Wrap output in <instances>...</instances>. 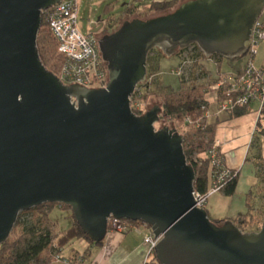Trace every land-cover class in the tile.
I'll list each match as a JSON object with an SVG mask.
<instances>
[{
  "label": "water",
  "instance_id": "95a60500",
  "mask_svg": "<svg viewBox=\"0 0 264 264\" xmlns=\"http://www.w3.org/2000/svg\"><path fill=\"white\" fill-rule=\"evenodd\" d=\"M61 1L0 0V245L21 212L55 203L71 208L95 244L111 218L148 224L161 238L159 264H264V222L243 232L233 220L212 221L196 206L184 137L156 129L159 106L142 115L131 106L153 49L243 57L264 0H187L125 20L99 39L109 81L97 89L64 85L42 63V12Z\"/></svg>",
  "mask_w": 264,
  "mask_h": 264
},
{
  "label": "trees",
  "instance_id": "16d2710c",
  "mask_svg": "<svg viewBox=\"0 0 264 264\" xmlns=\"http://www.w3.org/2000/svg\"><path fill=\"white\" fill-rule=\"evenodd\" d=\"M143 1L144 0H132L126 10L127 13L134 14L140 11H147L150 14H157V16H159L171 12L182 2L187 0H165L162 2H151L148 5L142 4ZM110 7V5L106 6L105 12H108L111 9ZM109 19L110 18H108V20ZM193 46L197 49V56L194 62L199 58L205 59L206 57L199 48L196 45ZM37 47L44 66L58 76L64 58L59 53L56 39L53 37L48 26L44 22H42L38 33ZM211 58L215 60H224L219 56H213ZM187 61L188 59L186 62ZM200 73H203L202 76H207L204 71H200ZM182 87L183 86L179 88L180 90H173L174 93L172 94L171 100L164 104V112L167 115L174 117L178 122H186V119L190 118L193 123L188 125L189 129L194 130L195 135L198 138H202L205 134H208L211 138L210 143H212L214 141L215 124L207 123L206 113L209 110V105L202 101L204 95L201 94L200 96V94L195 91L197 88L190 89V87L188 88L190 91L184 93L183 91H185V89H182ZM136 95L137 92L135 91L132 97ZM141 98L144 101H147L149 95L145 94ZM224 99L225 98L219 93L218 100L223 101ZM248 106L237 107L233 111H230V115L232 117L242 116L245 114V109ZM132 109L137 115H142L144 113L143 110ZM199 121L200 124L198 125L197 122ZM257 142L258 148H256V150L260 156V144L259 141ZM194 144L195 145L190 147L184 145V151L188 163L193 166L195 171V191L205 195L212 187L211 181L213 167L208 158H203L201 161H194L192 159V155L194 154L204 155L206 153L203 140L197 141ZM261 174V179L264 182V172ZM236 188L237 176L231 180H227L221 191L226 196H232L235 194ZM58 205L59 204L55 203L43 204L29 211H23L20 213L19 218L23 213H31V220L20 221L18 219L16 226L19 228V231L14 228L9 239L0 245V264H41L46 256L50 255L52 260L53 255L55 254H60L62 257H68V264H73L74 259L78 255H83L85 258V264H87L88 254L77 251L75 247H73L74 243L83 240L92 246L100 247L103 245V242L95 244L83 233L81 227L75 221L71 208L68 206L62 205L60 207L71 211V225L69 227L57 226V223L51 219L50 214L52 209ZM246 207V214L238 216L233 219V221L243 232H257L261 229L264 222V208H255V202H253L251 194L247 197ZM223 222L224 221H218L215 223L221 225ZM108 228L109 230L112 229L111 223H109ZM251 228L253 229L250 230ZM69 250L72 254L67 253ZM152 261L153 264H158L155 257Z\"/></svg>",
  "mask_w": 264,
  "mask_h": 264
},
{
  "label": "built area",
  "instance_id": "2783aa9c",
  "mask_svg": "<svg viewBox=\"0 0 264 264\" xmlns=\"http://www.w3.org/2000/svg\"><path fill=\"white\" fill-rule=\"evenodd\" d=\"M43 22L48 26L58 43L59 53L64 57L60 69L59 79L64 85L79 83L86 88H106L109 74L106 62L102 59L99 50V39L90 31L81 33L77 28L78 0H62L60 3L42 12ZM264 41V22L258 19L252 30L251 39L246 42L247 52L240 70L226 73L217 72L211 80L210 90L215 94V101L219 112H230L237 107L248 106L253 102L264 103V69L254 65L258 45ZM187 63V62H186ZM181 69V68H179ZM175 74V72H173ZM180 74V70L178 72ZM219 93L225 98L219 101ZM74 101V100H73ZM186 122L192 124L190 118ZM200 124V121L197 122ZM221 141L214 140L206 150V156L213 167L212 187L202 195L194 192L196 206L205 208L208 196L221 191L227 180L237 176V172L225 165L224 156L220 150ZM112 229L120 233L135 232L143 236V244L147 255L144 264H153L155 246L161 238L155 237L152 228L143 222L137 223L128 220H109ZM155 238V239H154ZM52 260L59 264H68L69 258L60 254L53 255ZM156 262H159L156 259ZM73 264H85L83 255H78Z\"/></svg>",
  "mask_w": 264,
  "mask_h": 264
},
{
  "label": "crops",
  "instance_id": "0c3cea01",
  "mask_svg": "<svg viewBox=\"0 0 264 264\" xmlns=\"http://www.w3.org/2000/svg\"><path fill=\"white\" fill-rule=\"evenodd\" d=\"M162 1L165 0H144L142 4L148 5L151 2ZM242 58L235 60L199 58L196 63L199 70L206 73V77L214 79L217 72H226L222 71L223 67L231 66V72L240 70L245 62ZM240 59H242L240 63H232ZM186 64L190 65L191 61L188 60ZM211 65L216 67L214 72H212ZM254 65L264 69V41L257 47ZM206 117L208 124H215L213 140L221 141L220 150L226 167L237 172V188L232 196H226L222 191L211 193L205 209L214 222L233 220L246 214L249 194L253 202H257L258 184L260 183L257 173L258 165L264 162V104L253 102L245 109V114L237 117H232L230 112H219L217 106L213 105L209 106ZM256 141L260 144V156L254 147ZM70 225L71 223L62 227ZM73 247L80 253L88 254L87 264H144L147 255L143 236L140 233L124 234L113 229L108 230L103 245L100 247L92 246L83 240L75 242ZM67 253L72 252L69 250Z\"/></svg>",
  "mask_w": 264,
  "mask_h": 264
},
{
  "label": "rangeland",
  "instance_id": "374dc122",
  "mask_svg": "<svg viewBox=\"0 0 264 264\" xmlns=\"http://www.w3.org/2000/svg\"><path fill=\"white\" fill-rule=\"evenodd\" d=\"M131 1L132 0H78V30L83 34H87L90 32L91 22L100 16H102L104 19H107L109 33L117 30L125 20H132L136 16H139L136 18L141 19H148L157 16V14H150L147 11H140L134 14L127 13L126 10ZM108 5L111 6V9L108 12H105V8ZM108 18L110 19L108 20ZM260 19L262 21L264 20V14H262ZM196 50L197 49H195L194 46H190L186 49L179 50L173 56H166L160 49H153L149 53L147 60V78L145 82L137 86V95L131 97V106L132 108L141 111L143 110L144 113L152 109L155 105L159 106L162 111L160 113V120L155 125L157 130L164 128V126L170 129H175L184 137V145H187V147L195 145L194 143L197 141L203 140L205 149L207 150L211 144V138L208 134H205L202 138H198L195 135L194 130L189 129L187 122H178L174 117H171L164 112V104L171 100L172 94L174 93L173 90H180L179 88L181 86H183L182 89H185V91H183L184 93H188L190 91L188 89L189 87L190 89L197 88L195 91H197L200 96L201 94L204 95L202 97V101L204 103H208L209 106H217L215 94H213V91H211L209 88L213 81L210 79V77L202 76L203 73H200L197 63L194 62L197 56ZM187 59L191 60V64L187 65L188 68L186 71ZM242 59L236 60L232 63H240ZM211 68L212 72L216 70V67L212 66ZM179 70L180 74H178ZM222 71L231 72L232 68L231 66L223 67ZM173 72H175V74ZM59 74L60 72L58 73V76ZM145 94L149 95L147 101H144L141 98ZM257 144L258 142L254 143L255 148H258ZM203 158H207L206 154L192 155V159L194 161H201ZM263 163L258 165L257 171L260 177V183L258 184L257 191V202L255 203V207L257 209L264 208V182L261 179V173L264 172ZM70 215V210L62 209L60 205H58L52 209L50 217L54 222L57 223V226L59 224L61 227L71 223L72 219L70 218ZM31 217V213H23L19 220L27 221L31 220ZM15 228L17 231H19L17 226ZM252 229L253 228L250 230ZM41 264L59 263H55L53 260H51V256L49 255L43 259Z\"/></svg>",
  "mask_w": 264,
  "mask_h": 264
},
{
  "label": "flooded vegetation",
  "instance_id": "af4514ba",
  "mask_svg": "<svg viewBox=\"0 0 264 264\" xmlns=\"http://www.w3.org/2000/svg\"><path fill=\"white\" fill-rule=\"evenodd\" d=\"M97 19L91 22L90 31L96 36V38L100 39L104 35L109 34L108 23L107 19H104L102 16L99 21Z\"/></svg>",
  "mask_w": 264,
  "mask_h": 264
}]
</instances>
